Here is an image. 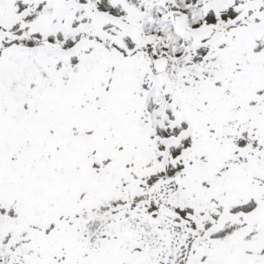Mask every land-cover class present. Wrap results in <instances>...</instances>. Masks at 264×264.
I'll use <instances>...</instances> for the list:
<instances>
[{
    "label": "snow or ice",
    "instance_id": "6c2138e0",
    "mask_svg": "<svg viewBox=\"0 0 264 264\" xmlns=\"http://www.w3.org/2000/svg\"><path fill=\"white\" fill-rule=\"evenodd\" d=\"M0 264H264V0H0Z\"/></svg>",
    "mask_w": 264,
    "mask_h": 264
}]
</instances>
